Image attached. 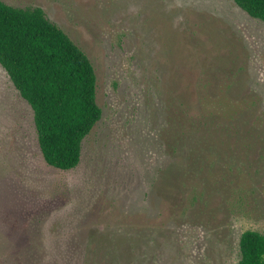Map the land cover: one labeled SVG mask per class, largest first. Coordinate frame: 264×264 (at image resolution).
<instances>
[{
	"label": "rangeland",
	"instance_id": "374dc122",
	"mask_svg": "<svg viewBox=\"0 0 264 264\" xmlns=\"http://www.w3.org/2000/svg\"><path fill=\"white\" fill-rule=\"evenodd\" d=\"M3 1L88 55L102 115L80 163L52 166L0 64V264H235L264 234V21L235 0ZM216 115L244 129L197 158L176 130Z\"/></svg>",
	"mask_w": 264,
	"mask_h": 264
},
{
	"label": "trees",
	"instance_id": "16d2710c",
	"mask_svg": "<svg viewBox=\"0 0 264 264\" xmlns=\"http://www.w3.org/2000/svg\"><path fill=\"white\" fill-rule=\"evenodd\" d=\"M235 2L264 21V0ZM0 64L33 109L45 160L60 169L75 168L84 138L102 115L96 99L97 76L88 55L43 8L17 7L0 0ZM193 124L182 123L176 131L181 141L188 134L201 135L197 158L211 144H220V131H243L245 126L241 121L235 127L220 125L217 115L198 121L194 128L200 131H193ZM246 131L254 130L246 127ZM239 246L241 257L235 264H264V234L245 230Z\"/></svg>",
	"mask_w": 264,
	"mask_h": 264
}]
</instances>
